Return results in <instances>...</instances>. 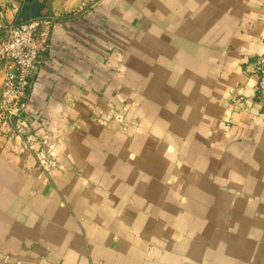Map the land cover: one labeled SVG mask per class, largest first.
<instances>
[{
  "label": "crops",
  "instance_id": "1",
  "mask_svg": "<svg viewBox=\"0 0 264 264\" xmlns=\"http://www.w3.org/2000/svg\"><path fill=\"white\" fill-rule=\"evenodd\" d=\"M85 1L0 0L52 23L46 143L0 128V264H264V0Z\"/></svg>",
  "mask_w": 264,
  "mask_h": 264
},
{
  "label": "built area",
  "instance_id": "2",
  "mask_svg": "<svg viewBox=\"0 0 264 264\" xmlns=\"http://www.w3.org/2000/svg\"><path fill=\"white\" fill-rule=\"evenodd\" d=\"M101 0H86L81 11L94 8ZM52 23L46 17L0 24V128L20 138L27 150L37 152L46 140L32 130L29 114L32 91L38 82L37 68L48 59ZM258 76L257 99L264 111V56L254 61Z\"/></svg>",
  "mask_w": 264,
  "mask_h": 264
},
{
  "label": "trees",
  "instance_id": "3",
  "mask_svg": "<svg viewBox=\"0 0 264 264\" xmlns=\"http://www.w3.org/2000/svg\"><path fill=\"white\" fill-rule=\"evenodd\" d=\"M30 3L32 2V0H28ZM36 6V4L33 5H29V7H25L23 9V15L25 17V21H29L31 19H37L40 18L41 16H39V10H36L34 7Z\"/></svg>",
  "mask_w": 264,
  "mask_h": 264
}]
</instances>
